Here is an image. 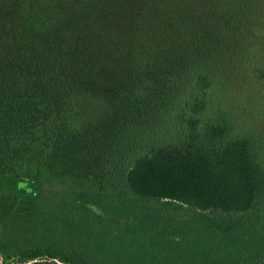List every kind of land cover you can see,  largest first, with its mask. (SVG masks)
<instances>
[{"label": "trees", "instance_id": "trees-1", "mask_svg": "<svg viewBox=\"0 0 264 264\" xmlns=\"http://www.w3.org/2000/svg\"><path fill=\"white\" fill-rule=\"evenodd\" d=\"M264 0H0L7 264H264Z\"/></svg>", "mask_w": 264, "mask_h": 264}, {"label": "rangeland", "instance_id": "rangeland-1", "mask_svg": "<svg viewBox=\"0 0 264 264\" xmlns=\"http://www.w3.org/2000/svg\"><path fill=\"white\" fill-rule=\"evenodd\" d=\"M254 109H261L264 105V81L256 82L254 85ZM0 264H7L0 255ZM12 264H20V263H12Z\"/></svg>", "mask_w": 264, "mask_h": 264}]
</instances>
